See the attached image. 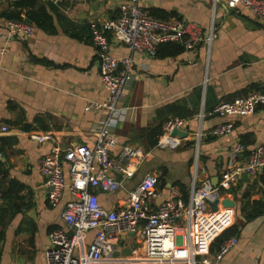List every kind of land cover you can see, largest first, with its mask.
<instances>
[{"label":"crops","instance_id":"1","mask_svg":"<svg viewBox=\"0 0 264 264\" xmlns=\"http://www.w3.org/2000/svg\"><path fill=\"white\" fill-rule=\"evenodd\" d=\"M12 1L0 0V13ZM41 1L52 15V32L35 27L29 38L10 36L6 18L0 15V50H6L0 52V206L7 209L5 224L0 223V264H46L49 233L63 225L61 213L71 195L65 189L60 202L52 206L37 162L54 142L62 148L94 144L102 111L85 106L103 100L107 91L92 44V25L115 17L124 0ZM142 4L148 12L159 9L195 22L204 35L213 27V39L210 45L199 42L173 57L131 54L135 78L124 88L118 104L120 118L112 124L115 152L131 145L141 147L146 155L120 189L97 192L105 208L128 203L139 180L146 173L160 171L154 204L167 199L172 187L187 202L194 171L196 184L204 179L217 183L236 140L244 144L245 153L264 145V109L245 116L206 115L219 101L264 86V19L231 6L229 0H142ZM111 50L115 55L130 54L126 46L113 40ZM176 115L184 119L181 130L186 137L176 136V145L160 147L165 120ZM227 121L232 123L231 132L210 133L213 126ZM42 133L50 134L52 140L31 138V134ZM153 139L157 145L151 144ZM263 171L247 179L241 176L232 187L250 186ZM176 183L186 186L185 196ZM253 188V199H264V187L257 183ZM222 194L235 200L236 211L239 207L238 220L233 223L238 228V243L215 264H264V214L245 221L240 193ZM94 233L87 232L85 244ZM132 241H124V250L131 248ZM215 249L199 256L196 264H211ZM136 260L131 255L118 262Z\"/></svg>","mask_w":264,"mask_h":264},{"label":"built area","instance_id":"2","mask_svg":"<svg viewBox=\"0 0 264 264\" xmlns=\"http://www.w3.org/2000/svg\"><path fill=\"white\" fill-rule=\"evenodd\" d=\"M229 4L264 19V0H229ZM6 26L8 35L20 38L31 37L35 30L24 19H6ZM212 39L213 27L204 35L202 28L190 20L154 17L143 7L142 0H124L115 17L92 25V44L99 60L100 79L107 91L103 100L90 101L85 106L102 111L96 140L92 146L78 144L68 148L54 142L37 162L52 206L60 202L65 189L71 195L61 213L63 225L49 233L46 264H85L84 260L86 264H196L199 256L209 253L216 238L233 225L236 207L222 205L221 189H229L243 173L255 176L264 168L262 144L245 153L244 144L236 140L228 151L225 171L216 185L210 179L196 184L194 171L187 202L172 187L167 199L154 204L161 171L146 173L131 190L125 205L105 208L97 193L120 189L146 155L141 147L131 145H123L115 152L117 139L112 124L119 121L118 104L124 88L135 78L131 54L155 56L163 42H180L185 49H190L199 42L210 45ZM111 40L126 46L130 54L115 55ZM0 52L5 54V48ZM258 108L264 109V86L232 100L219 101L206 115L245 116ZM183 123L184 119L179 116L166 120L158 145H176L178 138L171 133L181 129ZM2 130H7V126H2ZM231 130L232 123L227 121L213 126L210 133L221 136ZM31 138L40 142L52 140L48 133L31 134ZM216 200L218 207L213 210L211 204ZM91 230L95 233L87 245L85 235ZM127 238L135 243L134 248L129 247L130 254L123 253ZM237 243V235L226 238L215 250L211 264L218 262ZM131 255H136V262H118Z\"/></svg>","mask_w":264,"mask_h":264},{"label":"trees","instance_id":"3","mask_svg":"<svg viewBox=\"0 0 264 264\" xmlns=\"http://www.w3.org/2000/svg\"><path fill=\"white\" fill-rule=\"evenodd\" d=\"M24 11V16L22 12ZM152 16L160 19H168L175 17L174 14L168 13L163 10L156 9L152 12H149ZM1 16L5 17L8 20H26L32 23L35 27L45 31L52 32L54 31V25L52 21V15L47 10L46 4L41 0H14L10 3V7L6 8L0 13ZM177 17V16H176ZM185 50L184 46L180 42L168 41L160 43L157 47L156 56L165 58L173 57L181 54ZM180 114V113H176ZM178 116V115H176ZM181 117V116H179ZM182 118V117H181ZM167 118L166 120H168ZM165 120V122H166ZM159 133H162V130H159ZM152 145H157V139H153ZM2 137H0V152H2ZM264 169V168H263ZM260 183L264 187V171L260 176L254 180V182L243 189L239 187H230L229 189H221V192H230L235 196L240 193L241 205L240 212L245 221L254 219L255 217L264 214V199H253L252 191L255 184ZM184 196L187 194L186 186L181 183H176ZM264 195V193H262ZM7 217V209L4 206H0V223L5 224L4 220ZM238 228L236 225H231L227 230H225L216 240L213 242L211 248L215 247L216 249L220 244L226 239L233 235H237ZM3 237V230L0 229V240ZM215 249V250H216ZM125 264V263H120Z\"/></svg>","mask_w":264,"mask_h":264},{"label":"water","instance_id":"4","mask_svg":"<svg viewBox=\"0 0 264 264\" xmlns=\"http://www.w3.org/2000/svg\"><path fill=\"white\" fill-rule=\"evenodd\" d=\"M171 136H178V137H186V132L185 131H183V130H181V129H175V130H173L172 131V133H171ZM242 177L244 178V179H247L248 178V175L246 174V173H243L242 174ZM118 180L120 179V177H118L117 178ZM214 185H216V182H212ZM235 200H233V199H230V198H224L223 200H222V205L223 206H235ZM218 200H216V201H214L212 204H211V207H212V209L213 210H216L217 209V207H218ZM124 252V254H130L131 253V250L130 249H126V250H124L123 251ZM114 255H117V252H115L114 253Z\"/></svg>","mask_w":264,"mask_h":264},{"label":"rangeland","instance_id":"5","mask_svg":"<svg viewBox=\"0 0 264 264\" xmlns=\"http://www.w3.org/2000/svg\"><path fill=\"white\" fill-rule=\"evenodd\" d=\"M238 216H239V207L237 208V211H236V215H235L234 221H235V220H238ZM134 246H135V243H133V245H132L131 247L134 248Z\"/></svg>","mask_w":264,"mask_h":264}]
</instances>
